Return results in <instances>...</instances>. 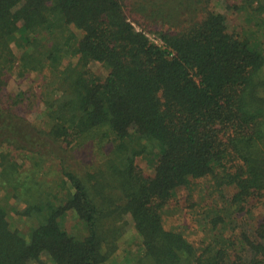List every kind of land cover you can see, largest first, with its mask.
<instances>
[{
  "label": "trees",
  "instance_id": "1",
  "mask_svg": "<svg viewBox=\"0 0 264 264\" xmlns=\"http://www.w3.org/2000/svg\"><path fill=\"white\" fill-rule=\"evenodd\" d=\"M212 1L0 0V264H264V0Z\"/></svg>",
  "mask_w": 264,
  "mask_h": 264
},
{
  "label": "rangeland",
  "instance_id": "2",
  "mask_svg": "<svg viewBox=\"0 0 264 264\" xmlns=\"http://www.w3.org/2000/svg\"><path fill=\"white\" fill-rule=\"evenodd\" d=\"M229 2L233 4L236 3L237 0H229ZM225 3L226 0H213L211 5L215 10L227 12ZM227 13L229 14L231 27H236L237 29H239L240 26L244 23L243 18L238 14V12H234L233 10H229V12ZM90 67L96 74L100 76H104L107 73L106 69L99 63H92ZM16 87V83L14 81H11L9 83L8 89L10 91H16ZM140 164L143 166L146 173H152V169L149 168L145 162L140 161ZM227 192L230 191L228 190ZM183 194L184 192L180 190L178 197H182ZM1 195L2 194L0 193V196ZM10 220L14 226L20 228L22 231L26 230L27 226L26 223L23 222L22 217H19L18 215L10 212ZM128 223V231L124 236L125 239L120 242V247L111 257L112 259H110L108 262H105V264H134V262L136 261L137 251L140 248L139 238L134 231L133 222L129 221ZM63 224L67 231L70 233L78 235H84L86 233L84 224L77 218V216L73 212L67 213V215L63 219Z\"/></svg>",
  "mask_w": 264,
  "mask_h": 264
}]
</instances>
